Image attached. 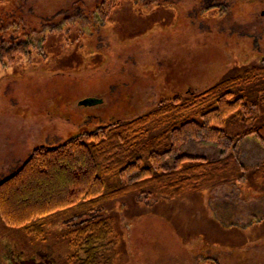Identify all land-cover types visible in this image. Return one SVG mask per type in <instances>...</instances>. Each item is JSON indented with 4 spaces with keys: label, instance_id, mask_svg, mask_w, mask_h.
<instances>
[{
    "label": "rangeland",
    "instance_id": "obj_1",
    "mask_svg": "<svg viewBox=\"0 0 264 264\" xmlns=\"http://www.w3.org/2000/svg\"><path fill=\"white\" fill-rule=\"evenodd\" d=\"M103 0H0V48L27 43L31 56L0 65V183L42 147H57L109 122H130L161 103L239 80L233 93L257 104L264 126V0H124L109 24ZM167 127L156 120L146 134ZM241 135L240 124L226 129ZM183 153L215 159L213 144ZM241 176L222 177L177 200L131 194L104 206L119 236L118 264H264V147L243 139ZM114 189L123 186L108 178ZM76 211L49 218L45 240L0 223V264H69L59 233Z\"/></svg>",
    "mask_w": 264,
    "mask_h": 264
},
{
    "label": "trees",
    "instance_id": "obj_2",
    "mask_svg": "<svg viewBox=\"0 0 264 264\" xmlns=\"http://www.w3.org/2000/svg\"><path fill=\"white\" fill-rule=\"evenodd\" d=\"M124 0H103L97 14L109 24ZM27 43L0 48V65H11L31 56ZM246 83L264 78V65L247 70ZM239 80L223 81L201 95L176 98L130 122L111 121L97 131L68 140L61 146L36 149L25 165L0 183V223L11 231L22 230L43 241L49 218L76 211L60 234L68 239L69 264H118L119 236L106 204L131 194L148 201L157 196L177 200L188 192L199 193L222 177L241 176L239 144L255 137L264 147V126H256V103L233 93ZM165 119L167 127L153 136L146 128ZM240 124L241 135L226 129ZM191 142L213 144L215 159L183 153ZM264 166L255 171L262 179ZM123 186L110 188L108 178ZM214 264V262H209ZM216 264V263H215Z\"/></svg>",
    "mask_w": 264,
    "mask_h": 264
}]
</instances>
